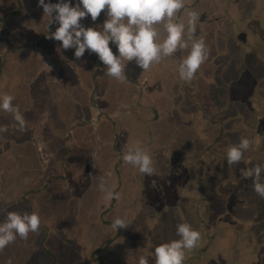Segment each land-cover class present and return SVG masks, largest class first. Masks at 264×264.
Listing matches in <instances>:
<instances>
[{"label":"crops","instance_id":"0c3cea01","mask_svg":"<svg viewBox=\"0 0 264 264\" xmlns=\"http://www.w3.org/2000/svg\"><path fill=\"white\" fill-rule=\"evenodd\" d=\"M184 3L185 9L177 13V19L183 18L187 25V11L198 13L195 32H185L184 38L190 45L191 40H204L201 35L206 34V27L215 18L214 10L217 8L214 0H184ZM257 3H261L259 10H264V0H225L222 5L228 12L224 13V18L227 16L231 20V11L237 5H240V10L252 11ZM44 15L40 7L28 17L27 23L24 21L35 28L32 41L36 42L52 22ZM105 19L106 10L95 23L90 16L82 22L90 20L85 26L94 27L102 25ZM157 27L161 38H164L163 25ZM22 28L17 37L24 43V35L29 30ZM110 47L115 51L116 48ZM3 48L1 45V51ZM18 49L6 62L0 63V82L6 74L22 75L25 87L37 88L39 98L37 104L31 102V105L20 109L28 135H22L24 130H20L18 122L12 119L13 113L0 111V222L8 212L18 213L25 207L27 213L36 212L41 216L42 228L48 231L56 206H63V212L78 207L80 219L85 211L91 227L99 226L109 233L114 231L111 227L113 220L123 218L125 228L116 229L120 238L122 231H128L129 217L140 211V195L149 190L155 179L164 178L160 170L162 162L168 163V167L182 177L186 176L185 168L178 170V165L172 163L174 158L170 159L172 157L167 152L174 153L180 147L184 123L180 120L185 119L189 110L207 112L209 83L203 78L207 75V60L191 81L180 79L179 64L188 55L189 46L162 59L145 72L131 61L125 69L127 79L118 81L105 74L106 68L100 60L97 66L92 61H82L85 57L94 60L97 54L89 56L86 51L82 59H77L75 49L64 50L61 42L53 39L47 38L44 47H33L32 51L30 48ZM202 69L203 72L199 73ZM0 88L5 95L4 88ZM11 95L15 97L17 94ZM41 98H49L55 107L48 106L40 111L38 104ZM46 110L55 115V122H49L54 129L51 128L52 134L45 128L46 123L39 120L40 114ZM136 147L149 152L154 167L152 175L140 173L138 168L123 161V155ZM32 150L36 153L37 170L26 178L18 176L16 167L22 169V166L17 164ZM187 175L186 186L190 187L195 184L196 177L193 176L197 173L188 170ZM18 177L20 182L11 180ZM102 180L106 182L107 190L119 194L118 200L109 199L107 192L100 189ZM126 192L134 193L130 196ZM196 197L193 200L198 202ZM263 242L264 239L260 243ZM98 249L88 255L89 264L133 262L132 255L110 253L111 246ZM102 250L108 253L99 254ZM6 252L2 249L0 255L5 256ZM259 258L260 264H264L262 256ZM0 264H3L1 258Z\"/></svg>","mask_w":264,"mask_h":264},{"label":"rangeland","instance_id":"374dc122","mask_svg":"<svg viewBox=\"0 0 264 264\" xmlns=\"http://www.w3.org/2000/svg\"><path fill=\"white\" fill-rule=\"evenodd\" d=\"M214 2L215 18L201 35L209 52L207 75L203 76L209 83H203L208 89L207 112L189 110L180 120L184 122L180 147L167 152L178 170L185 168L186 176L162 162L164 178L155 179L140 195V211L129 217L128 231H122L120 238L116 229L109 233L91 227L85 211L80 219L78 207L63 212V206H56L54 220L48 223L50 230L42 228L41 220L37 232L29 233L27 239L17 237L3 248L7 251L0 255L3 264L10 259L12 264H89L90 252L105 245L111 246L112 254L132 255L131 264H138L140 256L155 264V247L179 239L176 228L181 223L192 225L201 234L198 245L186 252L184 264H260L259 256L264 259V242L260 243L264 239V197L254 191L252 178L243 177L240 169L264 164V10H259L261 3L252 4V11L237 5L230 20L224 18L228 12L222 5L225 0ZM0 87L8 95H18L13 104L19 109L37 104V88L25 87L22 75L6 74ZM40 101V111L55 107L49 98ZM54 116L51 110L39 116L51 134L49 122H55ZM22 135H28V130ZM241 138L251 141L250 148L238 164H229L228 148ZM33 150L17 164L22 166L16 167L18 176L26 178L37 168ZM188 170L197 173L190 187L186 186ZM11 180L20 182L21 178ZM18 213L27 210L22 207Z\"/></svg>","mask_w":264,"mask_h":264},{"label":"clouds","instance_id":"9594fccd","mask_svg":"<svg viewBox=\"0 0 264 264\" xmlns=\"http://www.w3.org/2000/svg\"><path fill=\"white\" fill-rule=\"evenodd\" d=\"M44 16L58 24L49 39L61 42L64 50L75 49L74 56L82 58L86 51L98 55L106 68V75L118 81L126 80L125 69L129 62L135 61L143 72L166 57L173 56L178 50L188 49V55L179 64L180 79L191 81L199 68L208 59V47L205 40H185V32L194 33L198 13L187 11V25L183 18L177 19V13L185 9L184 0H38ZM106 10L103 24L86 27L81 21L87 17L95 23ZM49 24V25H50ZM48 25V30H49ZM158 25H163L166 35L161 38ZM110 44L115 45L116 53ZM127 61V63H125ZM14 97L5 94L0 96V111L11 112L24 130L25 121L19 106L13 104ZM251 141L241 138L239 143L229 146L226 153L229 164H238L250 148ZM126 164L138 168L140 173L152 175L153 161L149 152L141 147L129 150L122 157ZM245 178H252L254 191L264 197V164L240 169ZM107 192L109 199H119L118 193L107 190L106 182L99 185ZM41 218L37 213L19 214L8 212L0 222V250L13 243L17 237L27 239L29 233L37 232ZM111 227L120 230L125 228V220L117 217ZM179 239L163 243L154 249L155 264H184L186 252L194 249L201 234L188 223L177 225ZM8 264H12L11 259ZM138 264H149L147 256H140Z\"/></svg>","mask_w":264,"mask_h":264},{"label":"flooded vegetation","instance_id":"af4514ba","mask_svg":"<svg viewBox=\"0 0 264 264\" xmlns=\"http://www.w3.org/2000/svg\"><path fill=\"white\" fill-rule=\"evenodd\" d=\"M51 2L57 3L58 0H51ZM39 8L40 6L38 4V0H0V46L2 45L4 47V51H1L0 49V63L6 62L12 54H15L19 50L18 48H30L32 51L33 47H44L48 34L50 32H54L56 28L59 27L58 24H48L49 30L47 27V29H45V31L37 37L36 42L32 41L31 37L35 36L36 33L35 28L25 24L24 21L27 23L28 17L33 15V13H35V11ZM88 21L90 20H86V22L81 21V23L85 26ZM22 27L29 30L24 35V43H21L17 37L19 35L18 32L23 30ZM86 27L93 26L88 25ZM112 46L115 48V45ZM114 54H116V49ZM83 60L86 63L92 61L95 66H97L99 58L96 57L94 60H89V57H85L82 61Z\"/></svg>","mask_w":264,"mask_h":264}]
</instances>
